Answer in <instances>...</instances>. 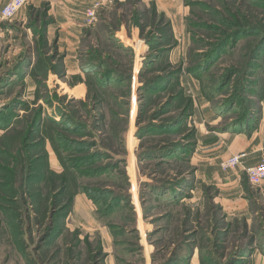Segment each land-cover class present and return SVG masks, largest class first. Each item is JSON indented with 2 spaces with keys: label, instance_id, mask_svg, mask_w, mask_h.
<instances>
[{
  "label": "rangeland",
  "instance_id": "rangeland-1",
  "mask_svg": "<svg viewBox=\"0 0 264 264\" xmlns=\"http://www.w3.org/2000/svg\"><path fill=\"white\" fill-rule=\"evenodd\" d=\"M93 1L0 22V264H264V0Z\"/></svg>",
  "mask_w": 264,
  "mask_h": 264
},
{
  "label": "built area",
  "instance_id": "built-area-1",
  "mask_svg": "<svg viewBox=\"0 0 264 264\" xmlns=\"http://www.w3.org/2000/svg\"><path fill=\"white\" fill-rule=\"evenodd\" d=\"M112 0H94L85 10V24L92 25L97 20V13L101 7L110 3ZM29 0H9L0 8V22L12 20L21 8ZM246 152H240L229 156L221 161L220 166L223 171L242 166L253 185L264 184V162L255 165H246Z\"/></svg>",
  "mask_w": 264,
  "mask_h": 264
},
{
  "label": "crops",
  "instance_id": "crops-1",
  "mask_svg": "<svg viewBox=\"0 0 264 264\" xmlns=\"http://www.w3.org/2000/svg\"><path fill=\"white\" fill-rule=\"evenodd\" d=\"M8 1L9 0H0V8ZM156 2H157V5L161 9H163V11L165 9L171 10L172 6L177 7V3L175 2V0H156ZM70 24L75 25L77 27V30H76V33H77L80 24L78 23V25H77L74 22H70ZM66 32L68 34H71L68 31H66ZM63 34L67 37V35L65 33H63ZM255 128H256V130L258 129L259 133L255 132L254 134H251L248 137L246 136L247 138L244 136V134L239 135V137L237 138V139H239L238 143L234 144V146L232 145L231 151L229 153H227L222 160L233 155V153L236 154L239 150L243 151L246 149V151H249V154L247 155V157L245 159L246 165H255V164H259V163L263 162L264 161V120L261 123L255 125ZM260 134H261L260 143L257 145H254L253 140L258 136L260 137ZM220 162H219V165H220Z\"/></svg>",
  "mask_w": 264,
  "mask_h": 264
}]
</instances>
